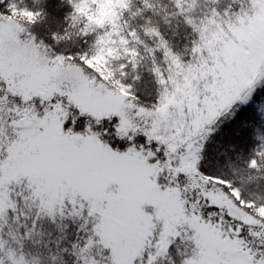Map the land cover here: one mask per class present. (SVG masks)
I'll use <instances>...</instances> for the list:
<instances>
[{
    "label": "snow or ice",
    "instance_id": "obj_1",
    "mask_svg": "<svg viewBox=\"0 0 264 264\" xmlns=\"http://www.w3.org/2000/svg\"><path fill=\"white\" fill-rule=\"evenodd\" d=\"M68 2L70 28L82 24L83 36L104 29L93 53L61 51L67 30L41 39L33 29L44 13L33 6L44 0H0V219L17 210L11 189L22 187L17 196L39 202L27 236L40 214L71 221L76 264H264V206L204 166L214 124L264 85V0H210L217 7L204 20L186 16L198 37L191 61L146 27L159 38L147 49L160 88L151 102L127 82L129 68L141 79L139 52L126 37L119 47L112 39L121 31L116 9L131 12L132 0ZM175 2L185 14L188 0ZM128 35L140 42L135 30ZM262 160L264 149L249 165L258 170ZM3 228L0 264H29L7 247ZM185 237L191 246L181 251Z\"/></svg>",
    "mask_w": 264,
    "mask_h": 264
},
{
    "label": "trees",
    "instance_id": "obj_2",
    "mask_svg": "<svg viewBox=\"0 0 264 264\" xmlns=\"http://www.w3.org/2000/svg\"><path fill=\"white\" fill-rule=\"evenodd\" d=\"M151 3L154 6L153 9L145 8L143 0H132L131 12L116 9L122 13L117 21L121 31L119 35H114L112 38L114 45L119 47L120 37H126L129 40L128 47L135 48L139 52L142 58L139 63L141 79L136 81L137 73L129 68L127 82L134 83L136 93L145 102L155 100L160 90L152 72L153 55L147 51V49L158 48L159 38L145 34V28L148 26L157 28L175 52L184 55L186 61H191L192 42L198 37L186 23V16H191L199 23L209 15L212 7H217L211 4L210 0H197L196 5L190 9V0H188L185 4V14H180L175 0H151ZM226 3L227 0H222L220 6ZM33 7H38L44 13L33 29L42 40L47 41L52 32L64 35L67 30L70 35L59 46L61 51L67 53H93L95 51L93 46L96 42V35L103 34L104 29H100L98 33L83 36L80 33L82 24L70 28V17L74 9L68 0H44L42 5ZM110 11L112 9H109ZM132 12H140V14L134 17ZM105 21L107 30L112 31L107 17ZM133 30L139 34L140 42L128 35ZM156 61L162 69L168 68L162 51L157 54ZM126 62V60L114 61L111 67L116 68L119 63ZM213 127L215 133L208 140L205 168L231 181L240 189L247 201L255 203L256 208L264 206V160L261 161L258 170L249 165L255 153L264 149V85L257 89L249 103L236 105ZM21 191H23L22 187L11 189L12 199L18 202V208L16 211L10 209L4 219L0 220V224L4 225L2 235L8 241L7 247L15 249L18 255H23L32 264L34 262L38 264H76L77 258L71 252V242L76 235V224L61 220L59 216L53 222L48 216L40 214L31 237H28L27 232L31 229L32 221L39 213L38 201L35 204L31 200L25 202L16 195ZM187 196L193 198L194 193L188 192ZM17 215L20 217L18 222ZM25 224L28 225L27 228L21 227ZM58 225H65V231L61 232ZM9 232L25 238L17 243ZM180 244H183V251L190 249L191 244L188 239L178 240L176 244L178 249ZM65 247L69 248L68 252L63 251ZM54 257L56 259H53Z\"/></svg>",
    "mask_w": 264,
    "mask_h": 264
},
{
    "label": "rangeland",
    "instance_id": "obj_3",
    "mask_svg": "<svg viewBox=\"0 0 264 264\" xmlns=\"http://www.w3.org/2000/svg\"><path fill=\"white\" fill-rule=\"evenodd\" d=\"M222 39H226V38H222ZM44 55H46V54L43 53V52H41V57H43ZM220 199L222 200V202L225 203V206H226V207L229 206V205L227 204L226 201H223V198H220ZM38 203H39V202H38ZM233 210H235V209H233ZM0 220H1V219H0ZM180 240H182V241H183V240H187V238L185 237V238H182V239H180ZM190 244H191V242H190ZM179 247H180L179 250L183 251V249H182V248H183V244H180ZM29 264H32V263L29 262Z\"/></svg>",
    "mask_w": 264,
    "mask_h": 264
}]
</instances>
